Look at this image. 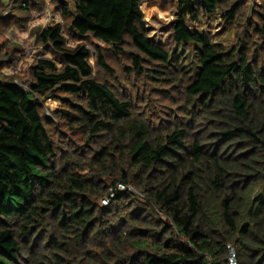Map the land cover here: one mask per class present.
I'll use <instances>...</instances> for the list:
<instances>
[{
	"label": "trees",
	"instance_id": "trees-1",
	"mask_svg": "<svg viewBox=\"0 0 264 264\" xmlns=\"http://www.w3.org/2000/svg\"><path fill=\"white\" fill-rule=\"evenodd\" d=\"M54 1L70 23L36 32L45 55L22 81L29 88L0 77V264H229L228 246L238 264H264V11L250 24L261 39L252 51L238 36L240 3L177 0L164 31L176 45L198 47L187 104L199 107L205 122L192 136L177 126L154 134L130 101L94 76L90 48L80 43L92 38L121 49L130 36L141 53L132 58L137 69L146 60L177 69L179 53L149 36L153 8L144 9L142 0ZM16 2L35 10L32 0ZM214 22L221 25L216 31L196 27ZM228 30L237 43L221 41ZM69 38L79 43L70 46ZM96 59L108 68L100 50ZM48 99L62 104L57 114L70 128L103 136L89 173L80 174L75 162L57 163V141L42 112ZM109 170L111 193L133 217L94 248L90 237L112 211L92 199L111 195L99 177ZM133 182L147 201L139 215L120 186ZM52 223L59 233H48Z\"/></svg>",
	"mask_w": 264,
	"mask_h": 264
},
{
	"label": "rangeland",
	"instance_id": "rangeland-1",
	"mask_svg": "<svg viewBox=\"0 0 264 264\" xmlns=\"http://www.w3.org/2000/svg\"><path fill=\"white\" fill-rule=\"evenodd\" d=\"M35 3L33 12L25 11L18 8L16 0H0V77H14L18 81H27L31 79L30 64L32 59L26 53L31 49L36 55L44 56L45 47L37 40L36 32L51 25L48 19H35V14L46 11L49 18H55L61 21V25L66 29V24L70 23V18L64 19L61 12L57 10V3L54 0H32ZM58 2V0H56ZM177 0H142L144 9L153 8L147 14L148 24L152 27L150 38L156 43L169 50L178 52L180 64L178 68L164 67L156 62L146 60L143 62L141 69H137L133 62V56L141 55L137 48L133 45L132 38L127 36L121 49H115L110 45H106L100 41L89 38L80 43L87 44L90 48L92 56L90 63L94 70V76L99 80L106 82L117 92L120 98L128 100L132 103L134 110L139 113V119H146V122L152 127L154 134L161 133L167 127H181L187 129L190 133L195 132L197 135L202 131L205 117L199 107L188 108L187 104V88L194 81V75L199 67L198 47L193 44L176 45L171 32L164 31V28L175 18V4ZM240 3L239 10V35L249 40L252 44V51L255 48L253 41L261 44L258 34L251 32L250 24L258 20V14L263 12V0H232L230 4ZM70 9L73 10L72 3ZM43 8L42 11H39ZM196 24L199 30L211 29L216 31L220 28V24L214 22L211 24ZM222 31V30H220ZM246 31V36L244 32ZM235 33L228 30L221 37L227 45L237 43ZM77 42L74 38H69V45L75 46ZM105 57L108 65L107 69L97 64V52ZM259 55L264 60V44L260 49ZM18 56L23 60L20 69L16 63L13 65L2 66L4 61L11 60ZM145 58L144 56H142ZM17 62V61H16ZM9 72L5 73L7 69ZM12 68V69H11ZM154 70L163 71L160 74ZM12 71V72H11ZM16 71V72H15ZM8 74V75H7ZM63 109L62 104L58 101L48 99L43 106L42 112L45 115L47 126L55 137L58 146L57 163L65 164L75 162L80 174H87L90 166L93 165V157L100 149L103 136L93 138L87 137L80 128L72 129L66 124V121L60 120L57 112ZM84 169V170H82ZM100 172V179L108 186L109 193L113 192L112 182L115 178V172ZM123 192L127 190L132 195L130 204L132 211L137 207L140 211L138 215L148 209L146 197L140 188L133 182L127 187L121 188ZM128 196V195H127ZM126 196V197H127ZM116 195L111 198L108 205L112 211L111 215L104 217L106 220L100 226H97L90 237L92 246L98 248L108 233L113 234L115 229L125 230L130 225L128 220L133 217L129 205H125L124 201H116ZM127 198H125L126 200ZM129 200V198H128ZM96 206L103 205V199H92ZM130 211V212H129ZM151 217L163 218L157 212H152ZM156 213V215H155ZM125 221L127 223H125ZM100 234L96 236V232ZM59 233L56 224L52 223L48 229V233ZM103 236V237H102ZM107 240V239H106ZM75 253V246H70ZM80 258V257H79Z\"/></svg>",
	"mask_w": 264,
	"mask_h": 264
},
{
	"label": "built area",
	"instance_id": "built-area-1",
	"mask_svg": "<svg viewBox=\"0 0 264 264\" xmlns=\"http://www.w3.org/2000/svg\"><path fill=\"white\" fill-rule=\"evenodd\" d=\"M48 19V21L50 22V23H52L51 25H55V24H60L61 23V21H58V20H56L55 18H53V19H51V18H49V16L47 15V13H46V11H44V12H40V13H36L35 14V19H37V20H40V19ZM49 26V25H48ZM26 55L29 57V58H31L32 59V63L30 64V66H32L33 65V63H34V61L35 60H37V59H39V58H41L42 56H40V55H36L31 49H29L28 51H27V53H26ZM16 64L17 65H19V64H23V60H21V59H19L17 62H16ZM20 67H21V65H19V66H17L16 68V71L18 70V69H20ZM12 69V68H11ZM10 71V69L8 68L7 69V71H5V73H7V72H9ZM15 71V72H16ZM12 72V71H11ZM8 75V74H7ZM15 82L16 83H19L20 85H22L23 87H24V89H28L29 88V84H28V82L26 83V82H20V81H18V80H15ZM121 187H123L122 185H120ZM114 197V194L113 193H111V195L108 197V198H104L103 199V205H108L109 204V202L111 201V198H113ZM228 249H229V258H228V261H229V264H231V261H235V264H238V258H237V254H236V251H235V249L232 247V246H228Z\"/></svg>",
	"mask_w": 264,
	"mask_h": 264
},
{
	"label": "clouds",
	"instance_id": "clouds-1",
	"mask_svg": "<svg viewBox=\"0 0 264 264\" xmlns=\"http://www.w3.org/2000/svg\"><path fill=\"white\" fill-rule=\"evenodd\" d=\"M231 264H235V261L233 260V261H231Z\"/></svg>",
	"mask_w": 264,
	"mask_h": 264
}]
</instances>
